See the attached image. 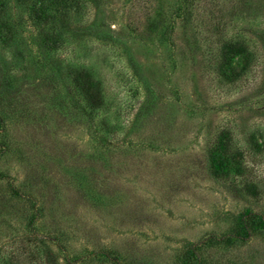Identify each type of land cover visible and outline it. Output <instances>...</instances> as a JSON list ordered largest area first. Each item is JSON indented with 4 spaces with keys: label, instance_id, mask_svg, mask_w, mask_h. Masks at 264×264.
Returning a JSON list of instances; mask_svg holds the SVG:
<instances>
[{
    "label": "rangeland",
    "instance_id": "374dc122",
    "mask_svg": "<svg viewBox=\"0 0 264 264\" xmlns=\"http://www.w3.org/2000/svg\"><path fill=\"white\" fill-rule=\"evenodd\" d=\"M246 210L264 0H0V264H264Z\"/></svg>",
    "mask_w": 264,
    "mask_h": 264
},
{
    "label": "trees",
    "instance_id": "16d2710c",
    "mask_svg": "<svg viewBox=\"0 0 264 264\" xmlns=\"http://www.w3.org/2000/svg\"><path fill=\"white\" fill-rule=\"evenodd\" d=\"M40 13L41 12L37 13L36 17L39 18ZM239 223H240L239 232L236 235L230 237L233 242L243 243L246 240H248V238L250 237V227L249 226H251V225L258 227L259 229L264 230V219L261 216L254 214L248 210L244 211L240 215ZM105 256H107V255H105ZM112 260L117 261L116 257L112 258Z\"/></svg>",
    "mask_w": 264,
    "mask_h": 264
}]
</instances>
